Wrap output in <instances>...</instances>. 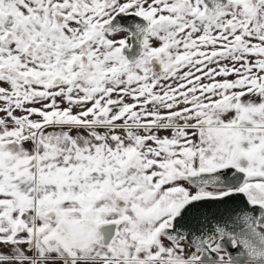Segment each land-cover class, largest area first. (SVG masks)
<instances>
[{
  "label": "snow or ice",
  "instance_id": "obj_1",
  "mask_svg": "<svg viewBox=\"0 0 264 264\" xmlns=\"http://www.w3.org/2000/svg\"><path fill=\"white\" fill-rule=\"evenodd\" d=\"M0 264H264V0H0Z\"/></svg>",
  "mask_w": 264,
  "mask_h": 264
}]
</instances>
